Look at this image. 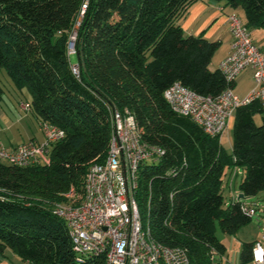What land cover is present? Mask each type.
Returning <instances> with one entry per match:
<instances>
[{
	"label": "trees",
	"instance_id": "1",
	"mask_svg": "<svg viewBox=\"0 0 264 264\" xmlns=\"http://www.w3.org/2000/svg\"><path fill=\"white\" fill-rule=\"evenodd\" d=\"M195 1L0 0V70L28 87L39 122L65 130L51 146L49 164L0 162V251L9 247L28 264H105V255L77 257L54 207L69 202L71 188L79 203L90 163L105 158L109 105L129 109L143 139L165 149L141 167L137 200L147 209L141 213L151 236L186 248L190 264H222L227 247L217 223L234 235L253 218L245 200L226 202L224 175L241 168V192L264 191V107L253 101L236 109L232 151L221 135L171 109L164 91L176 81L212 95L228 85L219 68H210L221 42L185 35L178 23ZM212 1L241 7L249 28H264V0ZM75 30L79 77L68 56ZM4 93L0 84V103ZM253 243L243 244L242 261Z\"/></svg>",
	"mask_w": 264,
	"mask_h": 264
},
{
	"label": "built area",
	"instance_id": "2",
	"mask_svg": "<svg viewBox=\"0 0 264 264\" xmlns=\"http://www.w3.org/2000/svg\"><path fill=\"white\" fill-rule=\"evenodd\" d=\"M85 8L84 4L81 15ZM227 23L232 35L231 51L218 67L227 87L218 95L203 94L176 81L164 91L174 112L191 117L208 134L221 136L239 106L259 101L264 107V48L253 41L250 28L237 12L227 15ZM76 39L75 30L70 36L68 56L76 54ZM247 67L253 70L255 84L246 97L240 98L234 84ZM70 68L80 76L78 62L71 61ZM20 106L24 110L31 107L28 102ZM107 107L111 132L105 158L90 163L79 203L71 188L65 194L69 202L54 207V213L66 222L74 253L79 259L105 255V264H190L186 248L161 243L151 236L137 200L141 167L163 157L164 147L143 139L129 109ZM39 128L45 136L43 141L31 139L9 148L0 137V162L21 167L49 164L51 146L64 138L65 130L49 121L39 122ZM236 174L238 168L233 171V176ZM243 208L254 216L252 208ZM239 264H264V238L253 243L249 259Z\"/></svg>",
	"mask_w": 264,
	"mask_h": 264
},
{
	"label": "crops",
	"instance_id": "3",
	"mask_svg": "<svg viewBox=\"0 0 264 264\" xmlns=\"http://www.w3.org/2000/svg\"><path fill=\"white\" fill-rule=\"evenodd\" d=\"M238 8L239 7L235 8L232 6H227L225 4V1H219V2L215 1L214 2L212 0H196L189 7L187 12L178 20V23L181 25L182 30H183L185 35H201V34L204 35V34L209 32L211 36L219 37V36L224 35L226 32L227 36L225 38H223L222 40L216 39V40H219L221 42L220 47H221L222 43H224V52L218 59L219 64H220V62L231 51L232 35H231L229 28H228L227 15L233 11H235L239 14L240 12H238ZM244 15H245V13H244ZM244 21L246 23V18ZM250 30H251V28H250ZM251 35H252L253 41L257 45H259L260 47L264 48V30L256 29L254 31H251ZM212 40H215V39H212ZM237 87H238V77L236 78V81L234 84V92L240 98H242V97L244 98L249 94V92L252 90L254 85L249 90L244 91V92L243 91L237 92ZM22 102H25L24 100H22V98L20 100L9 99L6 95H4L2 102L0 103V137H1L2 141H3V137H4L5 143H4V141H3V143L9 148L18 146L19 144L26 142L28 140H31V139L41 141V139H39L34 134H30V135H32V136H30V138L24 139V135L27 133V131L23 128V126H21L20 128H16L17 124H19L22 120H24V118L28 114H30L32 112L31 107L29 110L22 109L20 106V104ZM26 102H28V101H26ZM36 120H37V125L39 128V121H38L37 117H36ZM233 122H234V120L232 118L230 120L229 127L233 124ZM39 130H40V128H39ZM40 132H41V130H40ZM43 135H44V133H43ZM44 138H45V136H44ZM44 138L42 140H44ZM239 173H242L241 168H238V174ZM228 175H229L230 179L233 177H236V176H233V170L232 169L228 170ZM234 180H235V178H234ZM238 193L239 194L241 193L240 188H239ZM239 194L237 196L233 197L231 200L237 199ZM250 239H251L250 237L240 235L237 232L234 235L230 234V236H228V237H226V235H225L223 240H221V239L220 240L226 245V247L229 246L230 248H232V245L238 244L239 249L240 248L242 249V246L244 243L255 242L256 240H259L262 238L258 237L252 241ZM226 252H227V250H226ZM227 261L231 262V263H236V264L241 263L242 262L241 253L239 254V256L237 254L236 255L234 254L233 256H229V254H228L226 256V262ZM23 262L25 264H28L25 261H23ZM0 264H3V263H0Z\"/></svg>",
	"mask_w": 264,
	"mask_h": 264
},
{
	"label": "rangeland",
	"instance_id": "4",
	"mask_svg": "<svg viewBox=\"0 0 264 264\" xmlns=\"http://www.w3.org/2000/svg\"><path fill=\"white\" fill-rule=\"evenodd\" d=\"M238 12H240V16L243 20H245V15L241 7L238 8ZM250 31H254L256 29L258 30H264L263 27H255L252 26L250 27ZM205 37L211 38L212 39H223L227 36V33L225 32L224 35L219 36V37H213L210 35V33L204 34ZM224 52V43H222L221 47L217 50L215 53L212 62L210 63V68L215 69L219 67V57L223 54ZM72 63H77L78 59L76 54H73L71 56ZM0 84L5 90L4 95H6L9 99H18L24 100L25 102L28 101V103L31 102L32 100V94L30 90L28 89L27 86H24L22 88L18 87L10 77L7 69L3 67L0 70ZM254 78H253V70L251 67H247L239 76H238V87H237V92L240 91H247L254 85ZM243 98V97H242ZM256 123H261L262 119L260 114H257L255 116ZM23 126V128L27 131V133L24 135L25 138H30V134L36 135L41 141L44 138V135L42 131L40 132L38 125H37V120L35 115L31 112L28 114L24 120H22L19 124H17L16 128H20ZM232 134H233V124L222 134L221 136V141L222 145L228 150L232 151ZM3 137V136H2ZM3 137V141H4ZM5 143V141H4ZM242 174L239 173L236 175V177H233L230 179L227 173L224 175V189L223 193L225 196L226 202L231 201V199L235 196H237L239 193V184L242 179ZM235 178V180H234ZM234 180V181H233ZM246 204L250 206L254 210V216L252 220L250 221L249 224L246 226H243L238 233L240 235L248 236L250 237L251 241L254 240L255 238H264V191H260L257 195L248 197L244 199ZM140 209L142 213L146 216L147 209H145L143 206H140ZM216 234L219 237V239L223 240V238L230 236V234L224 233L220 226L219 223H217V230ZM241 248L239 249L238 244L232 245V248L229 246L227 247V252L222 258V264H226V256L229 254V256H233L234 254L238 255L241 253ZM0 263L3 264H25L23 260H21L9 247L5 248L3 251H0ZM236 264V263H235Z\"/></svg>",
	"mask_w": 264,
	"mask_h": 264
},
{
	"label": "water",
	"instance_id": "5",
	"mask_svg": "<svg viewBox=\"0 0 264 264\" xmlns=\"http://www.w3.org/2000/svg\"><path fill=\"white\" fill-rule=\"evenodd\" d=\"M245 198H248L244 193H240L239 194V196H238V198H237V200H243V199H245Z\"/></svg>",
	"mask_w": 264,
	"mask_h": 264
}]
</instances>
